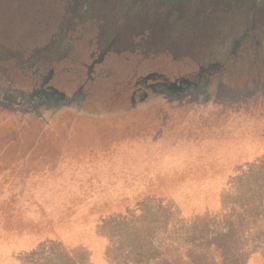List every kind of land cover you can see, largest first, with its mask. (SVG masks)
<instances>
[{"label":"rangeland","instance_id":"374dc122","mask_svg":"<svg viewBox=\"0 0 264 264\" xmlns=\"http://www.w3.org/2000/svg\"><path fill=\"white\" fill-rule=\"evenodd\" d=\"M0 0V264H264V0Z\"/></svg>","mask_w":264,"mask_h":264},{"label":"trees","instance_id":"16d2710c","mask_svg":"<svg viewBox=\"0 0 264 264\" xmlns=\"http://www.w3.org/2000/svg\"><path fill=\"white\" fill-rule=\"evenodd\" d=\"M94 1H95V0H84V1H83V4L86 5V6H88V5H90V4H93Z\"/></svg>","mask_w":264,"mask_h":264}]
</instances>
